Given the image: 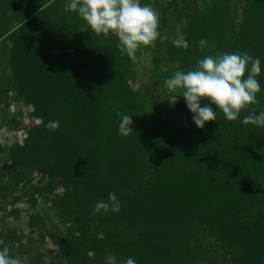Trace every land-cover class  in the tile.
<instances>
[{
    "label": "trees",
    "instance_id": "obj_1",
    "mask_svg": "<svg viewBox=\"0 0 264 264\" xmlns=\"http://www.w3.org/2000/svg\"><path fill=\"white\" fill-rule=\"evenodd\" d=\"M141 3L159 14V35L133 59L65 0H0V128L25 135L0 143V210L27 204L31 231L58 248L55 264H264V127L240 122L264 110V70L257 103L234 121L218 110L202 129L164 84L174 61L187 71L218 52L259 56L264 69V0ZM120 113L132 116L128 136ZM110 192L120 211L95 212ZM0 239L14 258L24 247L17 228Z\"/></svg>",
    "mask_w": 264,
    "mask_h": 264
},
{
    "label": "clouds",
    "instance_id": "obj_2",
    "mask_svg": "<svg viewBox=\"0 0 264 264\" xmlns=\"http://www.w3.org/2000/svg\"><path fill=\"white\" fill-rule=\"evenodd\" d=\"M64 10L76 12L97 35L115 34L117 47L133 59L141 46L150 45L159 35L154 10L141 0H65ZM198 46L203 50L207 40L201 38ZM173 63L177 70L166 78L164 84L169 92L179 90L182 93L197 128H204L208 121H216L218 110L226 120L234 121L240 118L241 110L247 105L257 103V93L261 90L257 77L264 70L259 56L253 57L247 52H218L198 59L197 66L187 71L179 70V61ZM119 115L118 133L128 136L133 131L130 127L132 116ZM240 122L264 127V110L245 115ZM46 127L55 131L59 128V121H49ZM120 209L121 204L114 192L108 194L107 201H97L94 206L95 212L118 213ZM0 264H19V261L9 254L7 247H3L0 248ZM109 264H116L114 257H109ZM123 264H136V261L128 257Z\"/></svg>",
    "mask_w": 264,
    "mask_h": 264
},
{
    "label": "rangeland",
    "instance_id": "obj_3",
    "mask_svg": "<svg viewBox=\"0 0 264 264\" xmlns=\"http://www.w3.org/2000/svg\"><path fill=\"white\" fill-rule=\"evenodd\" d=\"M155 14L158 18L159 14L157 12H155ZM137 63L138 77L142 82H147L149 77L146 73H148V69L151 65L150 55H141ZM16 109V105L11 107V111ZM24 123H28V118H25ZM23 138L24 133L22 131L12 132L9 131L7 127L0 128V143L2 145H11L16 141L21 142ZM13 210H18L19 213L15 215ZM37 210L45 216L47 223L52 221L54 223L56 222L54 213L51 211L49 205L44 203L43 200L39 201ZM33 213L34 211L24 203L18 204L16 206H12L11 204L4 206V209L0 210V232H5L6 229L14 228H17L18 232H23L24 247L22 251L15 257V259L19 261V264H55L58 248L52 243V240L50 237H48V235H46L43 242L40 241L38 228L32 232L28 226L29 217Z\"/></svg>",
    "mask_w": 264,
    "mask_h": 264
}]
</instances>
